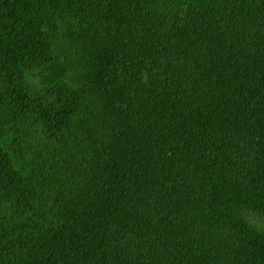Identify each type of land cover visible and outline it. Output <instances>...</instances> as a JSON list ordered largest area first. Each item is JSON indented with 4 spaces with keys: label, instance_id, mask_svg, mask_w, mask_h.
Instances as JSON below:
<instances>
[{
    "label": "trees",
    "instance_id": "obj_1",
    "mask_svg": "<svg viewBox=\"0 0 264 264\" xmlns=\"http://www.w3.org/2000/svg\"><path fill=\"white\" fill-rule=\"evenodd\" d=\"M0 264H264V0H0Z\"/></svg>",
    "mask_w": 264,
    "mask_h": 264
}]
</instances>
